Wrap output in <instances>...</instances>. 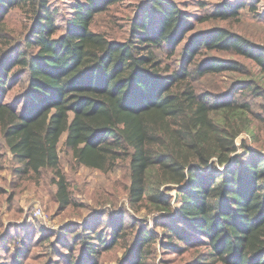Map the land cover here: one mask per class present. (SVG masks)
Returning <instances> with one entry per match:
<instances>
[{"label":"trees","instance_id":"1","mask_svg":"<svg viewBox=\"0 0 264 264\" xmlns=\"http://www.w3.org/2000/svg\"><path fill=\"white\" fill-rule=\"evenodd\" d=\"M122 1L75 0L61 20L52 0H0V130L17 174L48 172L64 212L79 203L72 178L78 166L121 167L129 174L121 184L131 205L160 213L163 227L161 240L146 217L130 216L127 224L122 210V218L111 213L105 221L103 210L98 225L85 218L79 230L70 224L46 233L42 264L55 257L64 264H97L120 239L127 264H155L157 242L177 252L195 251L189 249L200 242L206 251L197 262L264 264V153L245 136L255 139L254 120L264 121L248 98L264 99V44L226 26L195 29L211 15L193 23L175 0H139L123 38L112 28H93L99 14ZM18 7L27 16L26 31L12 38L4 23ZM237 11L226 1L212 15L240 19ZM177 53L180 62L172 58ZM235 71L250 77L233 78L229 94L215 92L217 76ZM18 81V98L6 100ZM60 142L69 153L68 171ZM216 164L220 173L213 171ZM174 188L176 218L168 195ZM34 253L26 247L15 259L27 264Z\"/></svg>","mask_w":264,"mask_h":264},{"label":"rangeland","instance_id":"2","mask_svg":"<svg viewBox=\"0 0 264 264\" xmlns=\"http://www.w3.org/2000/svg\"><path fill=\"white\" fill-rule=\"evenodd\" d=\"M73 1L75 0H52L54 7L60 9V12H62L61 20L71 14V3ZM138 1L123 0L121 3L112 5L107 13L99 14L96 17L93 28L109 31L112 28L111 32L114 35L118 38H123L127 32L129 19L137 13V6L135 5ZM175 1H178L184 10L191 12L193 23H196V19L200 16L211 15V18L207 21H198L195 29L197 27V29L209 30L217 26H226L234 31L243 33L257 43L264 44V0ZM226 1L232 3L233 7L239 8L236 14L240 16V19L234 18L231 15L232 17L226 20H220L217 19L218 17L212 15V11L215 10L218 4ZM241 2L246 3V7H239L238 5ZM251 4L256 5V11L250 7ZM114 14L115 24L112 25L110 19ZM4 24L9 31L8 34H11L12 38H22L26 31L27 16L21 8H13L8 13ZM183 47L184 45L180 44L179 49H183ZM219 52L217 54L222 56L251 62L241 55L231 52ZM172 58L174 61L180 62L182 57L177 53ZM244 75L235 71L217 76L214 82V91L224 95L229 94L233 90L231 83L233 82V78L243 77ZM249 77L246 75L243 78ZM261 77L264 79L263 75ZM18 82L9 90L5 97L6 100L13 101L18 98L22 91V87H20L21 82ZM248 98L255 102V110L261 112L264 116V109L261 107L264 104V99L252 94ZM251 132H254L257 137L254 139V136L250 138V134L245 135L248 138V142H250V147H254L258 152L264 153V121L258 118L255 119ZM60 147L62 165L68 171L70 168L69 153L64 150L62 142H60ZM0 156L2 164V167H0V264H20L15 257L20 250L24 252L26 247L29 248V252L30 250L35 252L27 260V264H42L43 259L41 256H43V253L48 248V241H43L50 236L51 232H56L63 226L65 227L70 224L73 225V228L79 230L81 228L79 224L85 222V218H87V221L94 222V225H98L99 217L96 215L98 213L102 214L103 210L108 211L107 214L103 215L105 221L110 219L111 213L116 215V217L122 218V210H125L127 214L124 217L127 224H130L128 222L130 216L134 215L142 217V219L146 217L147 221L145 222L147 223L145 225L150 230H155L158 234V239H163V227L160 223H157L160 213L149 212L146 208L139 211L129 202L128 191L121 184V182H129V174L125 171L127 176H124L121 167H117L112 171H103L84 165L78 166L72 178L75 181V190H77L74 193L75 198L79 203L61 212L59 200L56 197L57 185L51 180L50 174L43 171V174L39 176L31 177L30 175L27 178L23 177L24 175L17 174L15 168L18 165L12 153L5 145L1 130ZM222 169L218 164L215 167L213 166L215 173H220ZM168 195L174 199L176 211L172 215L176 218L177 208L180 205L178 189L169 190ZM38 210H41V213H38ZM94 213L95 215H92ZM174 222L178 224L176 221ZM40 233L42 235H39ZM46 233H48L47 237ZM123 241L124 239H120L117 241L119 243H113L111 248L102 252L97 264H127V248L123 246ZM197 243L200 245L199 249H189L195 251L186 250L187 252H177L171 249L164 251L161 248L160 242H157L154 249V259L151 260H155V264H214L213 259L206 263L195 260L199 252L206 251V247L203 244ZM53 260V264H64L63 262L59 263L57 257ZM88 264H91V262L89 261Z\"/></svg>","mask_w":264,"mask_h":264},{"label":"built area","instance_id":"3","mask_svg":"<svg viewBox=\"0 0 264 264\" xmlns=\"http://www.w3.org/2000/svg\"><path fill=\"white\" fill-rule=\"evenodd\" d=\"M38 213H41V210H38Z\"/></svg>","mask_w":264,"mask_h":264}]
</instances>
